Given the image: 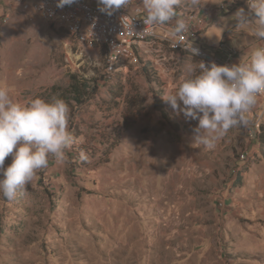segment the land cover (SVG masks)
<instances>
[{"label":"rangeland","instance_id":"1","mask_svg":"<svg viewBox=\"0 0 264 264\" xmlns=\"http://www.w3.org/2000/svg\"><path fill=\"white\" fill-rule=\"evenodd\" d=\"M224 2L229 9H219ZM189 6L212 9L203 30L208 52L236 45L245 62L262 43L254 14L243 28L232 19L240 8L250 11L247 0ZM164 49L162 64L121 65L113 81L70 109L77 137L66 159L50 158L15 200L0 196V264H264V152L256 137L264 100L246 127L232 128L213 149L195 144L198 121H186L161 95L185 64L202 59ZM105 54L0 0V86L13 100L56 98L53 86L66 88L72 73L98 78ZM143 67L157 73L168 121L154 109Z\"/></svg>","mask_w":264,"mask_h":264},{"label":"clouds","instance_id":"2","mask_svg":"<svg viewBox=\"0 0 264 264\" xmlns=\"http://www.w3.org/2000/svg\"><path fill=\"white\" fill-rule=\"evenodd\" d=\"M77 0H58L57 7ZM101 13L112 15L127 8L132 0H97ZM182 0H142L145 25L165 26L175 19L169 31L177 37L189 30L185 19L177 18ZM198 6L200 0H187ZM249 12L238 9L233 20L236 28L249 25L255 15L253 35L262 43L251 50L247 62L218 65L216 62H189L179 82L166 89L161 98L186 121H198L193 128L195 144L213 149L235 127H246L258 98L264 96V0H247ZM192 58L198 47L184 48ZM70 107L60 98L40 97L27 102L13 100L7 87L0 86V196L7 201L17 198L36 176L47 168L50 158L66 159L74 143L69 127ZM11 163L5 166V159ZM82 158H86L81 154Z\"/></svg>","mask_w":264,"mask_h":264},{"label":"built area","instance_id":"3","mask_svg":"<svg viewBox=\"0 0 264 264\" xmlns=\"http://www.w3.org/2000/svg\"><path fill=\"white\" fill-rule=\"evenodd\" d=\"M14 2L22 11L37 12L43 20L66 29L82 42L102 45L106 53L105 67L108 72H113L126 63L140 64L142 61H148L160 65L167 60L164 45L185 50L184 48L189 47L192 42L193 46L200 50L198 57L206 63H243L236 58V45L221 43L217 53H210L204 48L203 30L212 14L209 7L194 8L189 6V3L182 2L177 7V18L185 19L189 30L173 38L168 33L175 19L165 26L144 24L146 12L142 0H132L127 8H121L110 16L99 11L97 0H77L76 3L65 5L63 8L57 7L58 0ZM230 4L224 2L219 9L227 10ZM259 98L264 100V96ZM254 124L259 127L260 122Z\"/></svg>","mask_w":264,"mask_h":264},{"label":"trees","instance_id":"4","mask_svg":"<svg viewBox=\"0 0 264 264\" xmlns=\"http://www.w3.org/2000/svg\"><path fill=\"white\" fill-rule=\"evenodd\" d=\"M143 71H144V74L146 75L147 81L149 82L151 86V92L154 95V109L165 120L168 121L169 120L168 113L164 109L162 105V101L160 99L159 93L161 91H157L154 87L156 84L157 85L159 84L156 78L157 73L152 67H143ZM113 74H114L113 72L107 71L105 67V62H104L102 71H100V74L98 75L99 77L98 78L94 77L90 79L92 83L87 80H80L76 74L72 73L70 74V83L66 88H61L55 85L53 86L52 90L57 92V90L60 89V92L56 98L63 99L70 106L71 112L75 113L87 100H89L96 94L99 88V84H108L114 80L115 75ZM45 100L47 99L45 98ZM72 126L75 129L76 124H73ZM258 130L259 131H257L256 137H257L261 151L264 152V124H262ZM73 137L75 138L77 137V135L73 134Z\"/></svg>","mask_w":264,"mask_h":264},{"label":"crops","instance_id":"5","mask_svg":"<svg viewBox=\"0 0 264 264\" xmlns=\"http://www.w3.org/2000/svg\"><path fill=\"white\" fill-rule=\"evenodd\" d=\"M212 17H211V15H210V17H209V19H211Z\"/></svg>","mask_w":264,"mask_h":264}]
</instances>
